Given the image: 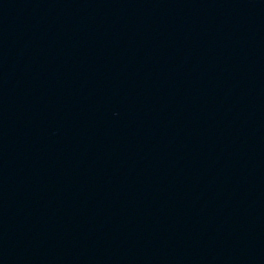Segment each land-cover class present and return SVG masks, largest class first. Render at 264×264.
Segmentation results:
<instances>
[{
    "label": "water",
    "instance_id": "95a60500",
    "mask_svg": "<svg viewBox=\"0 0 264 264\" xmlns=\"http://www.w3.org/2000/svg\"><path fill=\"white\" fill-rule=\"evenodd\" d=\"M0 264H264V0H0Z\"/></svg>",
    "mask_w": 264,
    "mask_h": 264
}]
</instances>
